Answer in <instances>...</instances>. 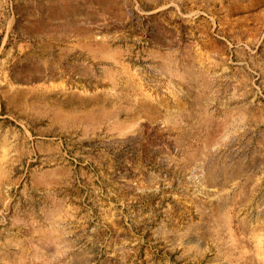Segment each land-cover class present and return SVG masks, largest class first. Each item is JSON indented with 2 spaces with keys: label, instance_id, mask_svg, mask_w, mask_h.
I'll return each mask as SVG.
<instances>
[{
  "label": "rangeland",
  "instance_id": "rangeland-1",
  "mask_svg": "<svg viewBox=\"0 0 264 264\" xmlns=\"http://www.w3.org/2000/svg\"><path fill=\"white\" fill-rule=\"evenodd\" d=\"M0 264H264V0H0Z\"/></svg>",
  "mask_w": 264,
  "mask_h": 264
}]
</instances>
